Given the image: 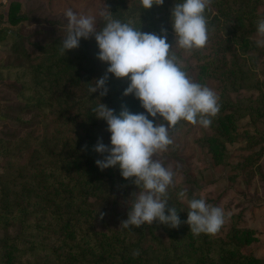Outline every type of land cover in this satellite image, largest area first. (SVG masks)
Segmentation results:
<instances>
[{
  "label": "rangeland",
  "instance_id": "374dc122",
  "mask_svg": "<svg viewBox=\"0 0 264 264\" xmlns=\"http://www.w3.org/2000/svg\"><path fill=\"white\" fill-rule=\"evenodd\" d=\"M21 1L27 22L21 29L25 41L18 65L24 72L20 84L4 97L9 117L0 123V194L3 186L6 192L22 187L38 191L43 201L23 199L20 207L31 213L28 222L36 242L53 253L20 259L2 249L4 239L19 232L18 223L10 227L5 222L0 224V264H81L82 259L83 264H117L108 253L115 252L114 246L138 244L137 233L126 231L142 227L161 240L160 244L151 241L147 264H175L177 254L179 260L192 259L185 264H232L236 260L238 264H264V46L256 44L264 0L210 1L204 12L206 44L190 51L174 46L170 10L175 0L151 6L160 34L174 46L187 74L213 89L220 107L208 127L178 121L169 128L172 143L166 151L154 154L174 171L167 207L177 208L180 223L169 227L154 220L151 225L129 228L120 223L127 218L137 186L131 178L121 177L118 167L101 170L95 164L102 155L94 145L98 138L108 144L110 133L106 121L91 112L99 101L107 105L106 97L99 95L100 89L90 93L89 88L104 75L107 62L98 59L92 36L81 38L79 46L65 50L64 55L59 51L45 56L39 51L60 43L66 35L65 9L93 15L98 30L103 21L100 13H113L116 0ZM126 1L135 8L140 5L139 0ZM39 63L53 70L33 81L27 68ZM4 151L17 158H5ZM23 171L27 174L15 187L7 186V180ZM181 190L184 194L192 191L224 210L225 220L217 233H191L185 223L190 198L185 194L181 199ZM91 236L96 242L90 243ZM134 251L120 264H145L143 252L133 255Z\"/></svg>",
  "mask_w": 264,
  "mask_h": 264
},
{
  "label": "clouds",
  "instance_id": "9594fccd",
  "mask_svg": "<svg viewBox=\"0 0 264 264\" xmlns=\"http://www.w3.org/2000/svg\"><path fill=\"white\" fill-rule=\"evenodd\" d=\"M139 2L143 9H148L163 0ZM209 3L210 0H175L170 10L174 46L190 51L206 44L208 29L204 12ZM100 15L104 24L97 30L93 15L65 9L66 35L59 51L64 55L65 50L78 47L81 38L94 37L98 48L96 55L107 62V67L104 75L90 85L89 92L100 89L99 95H105L108 73L117 78L126 77L128 84L123 94L137 98L144 111L134 113L124 107L116 114L100 101L91 108L97 118L106 121V130L110 133L108 144L98 138L94 145V150L102 155L95 164L101 170L118 167L121 177L132 178L138 188L128 207L127 218L120 226L140 227L151 225L155 220L176 227L180 223L177 208L167 207V191L175 174L171 166L163 165L154 154L166 151L172 143L169 128L178 121L208 127L220 107L218 96L213 89L187 74L166 35L142 32L131 22L115 18L108 10ZM164 32L161 29V33ZM256 32L257 46H264V17L258 18ZM157 117L160 119H155ZM178 196L184 199V191ZM187 204L185 223L193 235L218 232L225 220L221 207L206 202L202 196H193ZM138 254V250L133 252V255Z\"/></svg>",
  "mask_w": 264,
  "mask_h": 264
},
{
  "label": "trees",
  "instance_id": "16d2710c",
  "mask_svg": "<svg viewBox=\"0 0 264 264\" xmlns=\"http://www.w3.org/2000/svg\"><path fill=\"white\" fill-rule=\"evenodd\" d=\"M212 1V0H210ZM140 4V2H139ZM153 6V5H152ZM20 3L19 2H13L9 9L8 18L10 23L17 24L23 20H26V16L23 15L20 12ZM112 15L115 18H118L122 21H129L133 24L134 27L140 28L142 32H152L156 34H160L158 25V18L155 15V11L153 8L143 9L141 4L139 7L135 8L132 7L130 3H128L126 0H116L115 4L112 6ZM104 24V20L100 22L98 25V30L101 28ZM148 28H147V27ZM172 28V26H170ZM60 43L58 44H51L48 46L47 49L43 48L39 51L42 52V55L50 56L53 54H56L59 52ZM173 51V50H172ZM174 52V51H173ZM174 54L178 56V53ZM41 65V67H40ZM107 65V63H106ZM28 71L31 72L33 81L35 77H44V75H41L43 72H52V67H46L45 63H39L37 66H29L27 68ZM40 71V72H39ZM106 70H104L105 73ZM128 80L126 77L123 78H117L114 77L111 73H108V78L106 80V87H107V93L104 95L106 97L107 105L115 110V113L118 114L122 108L126 107L131 112H142L144 109L140 106L139 101L137 98H135L132 94L124 95L123 90L127 87ZM30 111V110H27ZM8 114V113H7ZM9 117V115H7ZM107 129V125H105ZM15 140V137L14 139ZM27 143V142H26ZM25 143V144H26ZM22 147H18L17 150H21ZM5 158H12L16 159L15 153H10L8 151H4ZM30 170V165H28L27 171ZM26 171H23L21 176L15 177L14 179L7 180V186L15 187L16 183L20 180V178H23L26 176ZM132 179V178H131ZM4 184V182H3ZM36 188V187H34ZM6 187L1 188V194H0V224L7 222L10 227H15V225L19 224L18 234L14 237H6L4 239V243L2 245V249L4 250H11L13 254H16L20 259H33L36 258L39 255H44L48 253V248H42L38 242L34 239V236L31 235L32 229L34 230L33 226L29 225V218L31 216L30 212H27L25 209L21 208L20 201L23 199L27 200H36V201H43L40 194H38V191L36 189H29L27 187H22L19 191L16 192H6ZM123 193V191H121ZM190 199L195 196L194 192L189 191L188 193H185ZM17 202V204H14ZM178 205H181L179 202ZM149 228V226H146ZM165 227V226H164ZM160 229L162 227H159ZM155 228V229H159ZM88 232V231H87ZM128 234H134L137 233L139 243L132 246H114L115 252L108 253V256L110 258H115L116 263L120 264L121 262L125 261L127 256L133 249H137L139 252H143V256L145 258V264L148 262V257L146 256L149 248L151 246V241L153 244L156 242L157 244L161 243L160 236L153 234V232L148 230V233L146 234L143 231V227L141 229L136 230L135 228L126 231ZM149 237L148 240L145 242L146 236ZM85 236V235H84ZM87 237V236H85ZM83 238V240L85 239ZM10 238V239H9ZM88 239L91 242H96V239H94L92 236L88 237ZM100 242V239L97 240ZM83 243V242H82ZM80 245H83V244ZM226 247V246H224ZM53 252L48 253V255H51ZM82 257V255H80ZM177 254V262L175 260V264H185L187 261L192 260L191 258L182 261L179 260V257ZM54 258H57V255L53 256ZM85 263L84 259L81 260V264ZM232 264H238L239 260L231 261ZM20 264H25L24 262H20ZM36 264H44V263H36Z\"/></svg>",
  "mask_w": 264,
  "mask_h": 264
},
{
  "label": "crops",
  "instance_id": "0c3cea01",
  "mask_svg": "<svg viewBox=\"0 0 264 264\" xmlns=\"http://www.w3.org/2000/svg\"><path fill=\"white\" fill-rule=\"evenodd\" d=\"M4 1H6V5L0 23V123L8 119V103L4 97L15 89V85L20 84V75H23L22 72H24L18 64L21 58L22 43L25 41L21 29L26 26L27 22V20H23L17 24H12L8 18L9 9L13 2L20 3L22 14L25 10V2L21 0Z\"/></svg>",
  "mask_w": 264,
  "mask_h": 264
},
{
  "label": "built area",
  "instance_id": "2783aa9c",
  "mask_svg": "<svg viewBox=\"0 0 264 264\" xmlns=\"http://www.w3.org/2000/svg\"><path fill=\"white\" fill-rule=\"evenodd\" d=\"M6 5V1L4 0H0V23L2 21V14L4 11V6Z\"/></svg>",
  "mask_w": 264,
  "mask_h": 264
}]
</instances>
